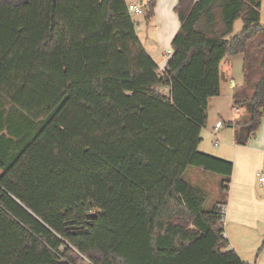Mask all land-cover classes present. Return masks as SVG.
Wrapping results in <instances>:
<instances>
[{
	"label": "trees",
	"instance_id": "1",
	"mask_svg": "<svg viewBox=\"0 0 264 264\" xmlns=\"http://www.w3.org/2000/svg\"><path fill=\"white\" fill-rule=\"evenodd\" d=\"M263 1L177 0L159 71L125 0H0V264H248L223 236L233 164L198 144L226 56L236 144L261 124ZM191 167L219 175L211 207Z\"/></svg>",
	"mask_w": 264,
	"mask_h": 264
},
{
	"label": "crops",
	"instance_id": "2",
	"mask_svg": "<svg viewBox=\"0 0 264 264\" xmlns=\"http://www.w3.org/2000/svg\"><path fill=\"white\" fill-rule=\"evenodd\" d=\"M147 1L149 0L138 1L143 5V12ZM126 3H137V0ZM176 4L177 0H155L152 18L156 38L142 40L137 33L159 70H163L166 65L169 55L166 56L165 51L171 50V41L180 26L174 11ZM230 58L231 56L224 57L219 64L220 94L208 100L207 122L200 132L198 150L232 162L233 168L224 206L223 236L241 260L248 264H264V184L261 185L256 176L258 170L264 171V116L247 143L236 144L234 128L229 126V123L242 112L241 108L237 111L233 106L232 98L233 89L242 83V78L233 79ZM223 78L226 84L223 83ZM217 121H221L222 125L215 130Z\"/></svg>",
	"mask_w": 264,
	"mask_h": 264
},
{
	"label": "rangeland",
	"instance_id": "3",
	"mask_svg": "<svg viewBox=\"0 0 264 264\" xmlns=\"http://www.w3.org/2000/svg\"><path fill=\"white\" fill-rule=\"evenodd\" d=\"M129 1L130 0H126V2ZM138 1L139 0H137V3ZM131 17L135 22V28L137 29L136 33L139 34L142 40L145 38H150V39L156 38V30L154 29L155 28L154 18L148 19L146 17V12L132 14ZM263 21H264V1L262 2V6H261V22ZM242 27H243L242 20H237L231 34L228 35L227 37L230 38L231 36L237 34L242 29ZM230 59L232 63L231 64L232 77L234 80H240L243 77L242 76L243 56L239 54V55L231 56ZM222 80L223 83L226 84L225 78H223ZM185 176L191 185L203 191L206 198L205 207L207 208L211 207L215 202L221 199V195L218 191L219 175L211 172H202L196 168L191 167L187 170Z\"/></svg>",
	"mask_w": 264,
	"mask_h": 264
},
{
	"label": "built area",
	"instance_id": "4",
	"mask_svg": "<svg viewBox=\"0 0 264 264\" xmlns=\"http://www.w3.org/2000/svg\"><path fill=\"white\" fill-rule=\"evenodd\" d=\"M126 7H127L128 13L130 15L137 14V13H142L144 11L143 5L141 3H127ZM170 53H171V50L167 49L166 52H165V55H169ZM236 110L239 111L240 108L236 107ZM221 125H222V122L221 121H217L216 124H215V130H217ZM256 176H257V179H258L259 183L261 185H263L264 184V171L262 169L258 170L256 172ZM224 206L225 205H221L220 206V212L223 214V216H224ZM81 264H93V263L89 259L84 258V261Z\"/></svg>",
	"mask_w": 264,
	"mask_h": 264
},
{
	"label": "water",
	"instance_id": "5",
	"mask_svg": "<svg viewBox=\"0 0 264 264\" xmlns=\"http://www.w3.org/2000/svg\"><path fill=\"white\" fill-rule=\"evenodd\" d=\"M139 2H142V0H139Z\"/></svg>",
	"mask_w": 264,
	"mask_h": 264
}]
</instances>
